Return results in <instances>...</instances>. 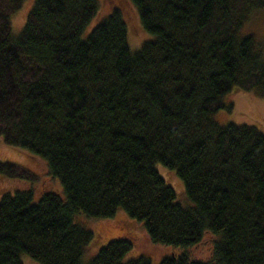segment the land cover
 Instances as JSON below:
<instances>
[{
	"label": "trees",
	"instance_id": "16d2710c",
	"mask_svg": "<svg viewBox=\"0 0 264 264\" xmlns=\"http://www.w3.org/2000/svg\"><path fill=\"white\" fill-rule=\"evenodd\" d=\"M25 1L0 0V144L63 193L0 189V264H153L127 259L122 217L170 251L158 264H264V132L218 116L235 89L264 98V47L244 30L264 0H33L15 33ZM30 178L0 160V184Z\"/></svg>",
	"mask_w": 264,
	"mask_h": 264
},
{
	"label": "rangeland",
	"instance_id": "374dc122",
	"mask_svg": "<svg viewBox=\"0 0 264 264\" xmlns=\"http://www.w3.org/2000/svg\"><path fill=\"white\" fill-rule=\"evenodd\" d=\"M33 0H26L22 6V9L17 12L13 18V28L15 33H19L25 24L26 16L30 9L32 8ZM129 5V4H128ZM127 6V5H126ZM108 12V7L103 11V15ZM98 21L95 20V23ZM93 25V26H94ZM245 33L248 35H253L264 47V9L254 11L249 20L245 25ZM148 38V35L145 32L140 31L138 36H135L132 39V43L136 46L141 45L144 40ZM227 102L233 104V109L230 111H223L218 116L223 123L233 122L239 124H249L255 125L264 132V98L255 94L254 92H247L243 89H235L231 91L227 97ZM0 160L11 162L20 166L25 167L31 172V178L25 182L9 181L6 183L0 184V189L3 187H12L15 185H20L22 187L33 186L35 190H39L40 187L45 186L47 189L63 193L62 185L57 181L50 178L47 165L39 160L27 157L23 152L19 151L15 147H11L7 144H0ZM158 170L161 175L167 179L169 176V170L163 165H158ZM173 173V172H172ZM174 174V173H173ZM173 185V184H172ZM174 187V185H173ZM175 188V187H174ZM176 192L177 189L175 188ZM178 199L183 203H186V198L180 191ZM178 195V193H177ZM121 218V221L116 224L117 228L120 227L125 230H132L136 235V245L133 250L127 255V259L137 258L139 256H146L152 259L153 264H158L161 262L169 252L167 248L159 245H155L147 237L142 226L138 223H129ZM80 221V222H79ZM112 222L111 220H107ZM83 226H87L89 230L97 232V229L101 231L105 236L109 237L116 228L112 226L105 225L109 224L108 222H94L89 221L85 218H77V221ZM96 229V230H95ZM214 238H206V240L192 250V257L194 259L200 258L207 260L210 259L213 254V243ZM91 255L89 257L92 258ZM23 264H39L28 256L23 257Z\"/></svg>",
	"mask_w": 264,
	"mask_h": 264
}]
</instances>
